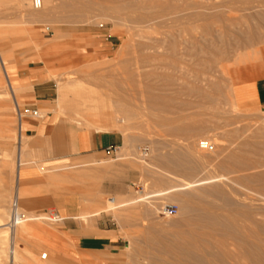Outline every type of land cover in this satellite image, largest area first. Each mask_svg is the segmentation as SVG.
I'll list each match as a JSON object with an SVG mask.
<instances>
[{
    "label": "rangeland",
    "instance_id": "rangeland-1",
    "mask_svg": "<svg viewBox=\"0 0 264 264\" xmlns=\"http://www.w3.org/2000/svg\"><path fill=\"white\" fill-rule=\"evenodd\" d=\"M42 1L0 0V264H264V108L242 111L233 95L236 82L264 77V0ZM20 56L50 85L49 104L31 106L38 120L128 142L46 170L57 204L20 206L30 233L16 232L15 262L4 224L19 135L5 72ZM67 193L99 197L102 209L122 201L85 219L47 218ZM98 229L120 247L96 262L76 240Z\"/></svg>",
    "mask_w": 264,
    "mask_h": 264
},
{
    "label": "crops",
    "instance_id": "crops-1",
    "mask_svg": "<svg viewBox=\"0 0 264 264\" xmlns=\"http://www.w3.org/2000/svg\"><path fill=\"white\" fill-rule=\"evenodd\" d=\"M18 54L24 55V51H18ZM0 60L4 66L6 62L2 58ZM8 71V73L5 72V76L11 91L14 96L19 95V100L26 107L43 108L49 104L50 85L41 78L39 66L24 60V56H20L18 61L11 63ZM233 95L238 108L242 111L255 112L264 108V77L236 82ZM16 96L14 100L19 105ZM236 102H233L235 107ZM9 122V120L6 121L7 124ZM5 127L7 130L10 129L9 126ZM21 128L14 174L15 203L20 210L21 206L28 212H36L34 214L57 204L53 182L56 177L53 173L46 175V170L56 165L58 159H98L108 154V148H115V152L118 153L117 150L121 149L127 141L125 135L118 130H94L79 128L76 125L43 123L32 115L23 117ZM23 137L29 139L27 144L24 143ZM121 201L109 197L107 205L102 209L99 205L101 202L99 197L95 200L80 199L73 193H67L57 214L60 220L85 219L89 215L100 214L102 210L108 211L115 208ZM111 204L112 206H108ZM93 205L97 207L99 205V208L91 210L90 207ZM68 230L73 233L76 228L70 226ZM98 230L93 233H82L76 240V252L96 262L105 255L116 253L120 247L119 240L112 231ZM70 257L76 258L74 254Z\"/></svg>",
    "mask_w": 264,
    "mask_h": 264
},
{
    "label": "bare ground",
    "instance_id": "bare-ground-1",
    "mask_svg": "<svg viewBox=\"0 0 264 264\" xmlns=\"http://www.w3.org/2000/svg\"><path fill=\"white\" fill-rule=\"evenodd\" d=\"M33 5L35 6V4L33 3ZM43 5V1L41 0L40 2V7H42ZM35 8H39V7H36ZM15 102V108H16V111H17V106H19L16 101L14 100ZM233 102V101H232ZM235 105V104H234ZM26 114L24 111H21V117L19 118L17 116V120H18V135L20 136L21 132H22V128H21V123H22V119L23 117H25ZM36 117H41V115L39 114L38 116ZM116 151V150H115ZM114 151V152H115ZM15 172V171H14ZM177 189V188H175ZM172 190H174L172 188ZM171 190V191H172ZM13 209H12V213H11V219H10V223H9V226H6V224H4V228L8 230V235H9V240H11L10 243L11 244V247H10V250H9V253H10V258L12 261H17L18 259V256H19V248H18V244H17V241L15 242V235H16V232L18 231V233H20L19 237H20V241H21V238H22V234L23 233H30V228H28V226L25 224V219H26V214L25 213H21V210L19 209V207L16 205V203H14L13 205ZM20 214H22L23 216H20ZM44 215V214H43ZM58 217V219H56ZM47 218L49 219H53L54 221H59L61 218L60 216L57 214V213H54L53 216H48ZM1 236V235H0ZM4 236V235H3ZM2 236V237H3ZM6 237V236H5ZM1 238V237H0ZM3 239V238H2ZM18 239V238H17ZM224 244V243H223ZM9 249V248H8ZM9 258V259H10ZM10 261V260H9Z\"/></svg>",
    "mask_w": 264,
    "mask_h": 264
},
{
    "label": "built area",
    "instance_id": "built-area-1",
    "mask_svg": "<svg viewBox=\"0 0 264 264\" xmlns=\"http://www.w3.org/2000/svg\"><path fill=\"white\" fill-rule=\"evenodd\" d=\"M40 2H41V0H33V3L35 4L36 7H40ZM21 111H24L26 114L32 115L35 117L39 115V112L34 108L25 107L22 110V108H20V106H17V116L19 118L21 117ZM199 147L201 149L209 150V151L214 149V145L210 141H206V140L199 141ZM115 150H116L115 148H108L107 153H112ZM164 213H166L168 215H172V214H174V209L173 208L164 209ZM20 216H23V215L20 214ZM56 219H58V217ZM42 256H43V258H46L47 255H46V253H44Z\"/></svg>",
    "mask_w": 264,
    "mask_h": 264
}]
</instances>
